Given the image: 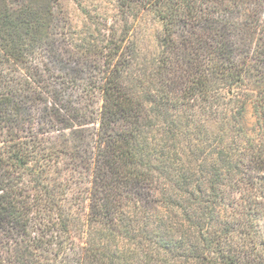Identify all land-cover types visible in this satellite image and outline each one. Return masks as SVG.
Listing matches in <instances>:
<instances>
[{
  "label": "trees",
  "instance_id": "16d2710c",
  "mask_svg": "<svg viewBox=\"0 0 264 264\" xmlns=\"http://www.w3.org/2000/svg\"><path fill=\"white\" fill-rule=\"evenodd\" d=\"M38 1L0 0V264H264V0L79 3L86 35Z\"/></svg>",
  "mask_w": 264,
  "mask_h": 264
},
{
  "label": "rangeland",
  "instance_id": "374dc122",
  "mask_svg": "<svg viewBox=\"0 0 264 264\" xmlns=\"http://www.w3.org/2000/svg\"><path fill=\"white\" fill-rule=\"evenodd\" d=\"M80 5L82 7L88 8V11H90L91 16L102 14L107 15L108 17L112 16V5L110 4V0H50L49 3L47 0L38 1L36 3V6L39 7V10L46 9L47 5L52 7L54 11H58L60 13V18L63 19V23H67L68 27L72 29L75 33H90V30L93 29L92 25L90 26L87 21V19L84 17V15L81 13L79 8ZM96 11V12H95ZM68 28V29H69ZM156 29V25L152 23V21H146L145 25H139L136 27L135 31H132L131 37L134 38L138 44V46L141 48L143 52L146 51H152L155 49V38H154V30ZM70 31V30H69ZM85 101L89 103L90 111L92 113L95 112V110L100 106V98L99 95L95 92L94 94H86ZM91 118L94 119V116L91 115ZM244 122L245 126L249 131L253 129V126L255 124V118L252 113V107L250 103H247L245 106V112H244ZM89 132H92V126L90 125L88 127ZM57 145H61L62 138H56ZM54 144V143H53ZM47 147H50L48 144ZM65 165V166H64ZM63 167H68V164L64 163ZM68 169V168H67ZM75 175V177H72V182H77L78 185L72 186V192L77 197L76 199V205L75 210L76 212L84 216V213L87 210V200H86V188L88 187L87 184V176L83 175L81 178ZM67 176V174H66ZM262 225V223H261ZM263 231L264 236V228H261Z\"/></svg>",
  "mask_w": 264,
  "mask_h": 264
}]
</instances>
